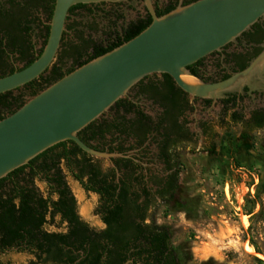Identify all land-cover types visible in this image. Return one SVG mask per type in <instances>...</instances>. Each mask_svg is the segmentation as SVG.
Here are the masks:
<instances>
[{"label": "flooded vegetation", "instance_id": "1", "mask_svg": "<svg viewBox=\"0 0 264 264\" xmlns=\"http://www.w3.org/2000/svg\"><path fill=\"white\" fill-rule=\"evenodd\" d=\"M197 1L75 2L66 12L64 30L51 64L38 78L13 93L27 101L45 85L57 82L131 40L151 24L154 16L162 17ZM55 5L56 0H0V78L27 68L41 56L48 42ZM263 51L264 17L219 51L188 68L205 83L221 82L248 68ZM255 87L245 86L240 92L228 93L217 100L201 99L184 92L169 75L153 73L96 119L99 123L106 121V125L104 132L92 136L90 146L123 157L108 160L91 157L100 166L105 164L103 169L111 186L140 196L135 203L140 211L135 223L151 224V219L148 220L150 210L163 203V198L176 194L179 188L184 164L182 157L209 153L214 148L213 145L209 147L210 141L218 130L229 126L238 128L241 135L261 133L264 138V80ZM62 143L67 145L68 141ZM72 179L81 187L76 179ZM63 180L75 222L84 225L89 232L102 233L107 225L99 213L101 197L81 187L97 200L95 214L101 228L95 230L80 217L77 201L64 175ZM55 218L63 231H46L66 234L69 222L56 215L53 223ZM132 259L124 264H133Z\"/></svg>", "mask_w": 264, "mask_h": 264}, {"label": "water", "instance_id": "2", "mask_svg": "<svg viewBox=\"0 0 264 264\" xmlns=\"http://www.w3.org/2000/svg\"><path fill=\"white\" fill-rule=\"evenodd\" d=\"M81 0H56L48 42L27 68L0 78V95L38 78L58 50L68 8ZM264 17V0H199L153 18L141 33L86 63L0 121V179L49 148L72 141L89 156L123 157L94 150L78 133L105 113L139 81L169 75L192 97L217 100L264 80V51L228 79L205 83L187 69L219 51Z\"/></svg>", "mask_w": 264, "mask_h": 264}, {"label": "trees", "instance_id": "3", "mask_svg": "<svg viewBox=\"0 0 264 264\" xmlns=\"http://www.w3.org/2000/svg\"><path fill=\"white\" fill-rule=\"evenodd\" d=\"M25 102L13 91L1 94L0 121ZM98 123L99 120H95L78 133L89 147L92 136L104 132L106 121ZM247 135L242 134L245 138ZM213 153L214 148L209 151L210 155ZM61 164L84 190L101 197L99 213L107 225L102 233L89 232L84 225L75 222ZM104 171L91 156L68 141L67 145L59 143L49 148L0 179V255L11 250L27 252L35 259L30 264H124L132 257L133 264H185L178 249L171 244L166 227L153 221L145 226L135 223L140 212L135 203L140 196L111 186ZM35 179L43 182L48 192H40ZM174 195L163 198V203L168 204ZM56 215L69 222L66 234L45 230Z\"/></svg>", "mask_w": 264, "mask_h": 264}, {"label": "rangeland", "instance_id": "4", "mask_svg": "<svg viewBox=\"0 0 264 264\" xmlns=\"http://www.w3.org/2000/svg\"><path fill=\"white\" fill-rule=\"evenodd\" d=\"M212 145V155L200 152L182 157V178L174 198L168 204L155 205L148 220L169 230L171 244L185 264H264L263 136L254 133L245 138L238 128L228 126L216 132L209 147ZM61 169L80 217L99 230L96 197L85 193L63 164ZM35 186L45 193V184L39 179ZM45 230L62 232L63 226L55 218ZM34 260L29 253L16 250L0 255L4 264Z\"/></svg>", "mask_w": 264, "mask_h": 264}, {"label": "bare ground", "instance_id": "5", "mask_svg": "<svg viewBox=\"0 0 264 264\" xmlns=\"http://www.w3.org/2000/svg\"><path fill=\"white\" fill-rule=\"evenodd\" d=\"M262 82H263V81H260L258 84H260V83H262ZM249 250H250V249H249ZM253 252H254V251H252V250L250 251L251 254H252Z\"/></svg>", "mask_w": 264, "mask_h": 264}]
</instances>
